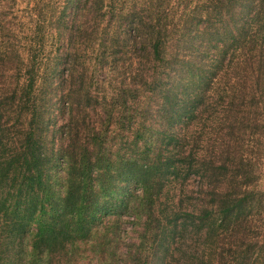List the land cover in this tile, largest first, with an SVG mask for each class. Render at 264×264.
<instances>
[{
    "label": "trees",
    "instance_id": "trees-1",
    "mask_svg": "<svg viewBox=\"0 0 264 264\" xmlns=\"http://www.w3.org/2000/svg\"><path fill=\"white\" fill-rule=\"evenodd\" d=\"M0 17V264H264V0Z\"/></svg>",
    "mask_w": 264,
    "mask_h": 264
},
{
    "label": "rangeland",
    "instance_id": "rangeland-1",
    "mask_svg": "<svg viewBox=\"0 0 264 264\" xmlns=\"http://www.w3.org/2000/svg\"><path fill=\"white\" fill-rule=\"evenodd\" d=\"M4 4L2 3L1 6ZM19 15V13H18ZM0 20L4 22L5 24L8 22V20L0 17ZM3 46L0 45V51H3ZM12 84L10 83V80L8 78V74L4 71V68L0 66V100L6 99L9 96H3L5 94H8L9 89L11 88ZM3 96V97H2ZM124 223L121 227L122 235L124 236V245H122L120 248L123 249L128 243L131 241H134L137 236V231L139 229V226L131 224L132 219L129 217H124Z\"/></svg>",
    "mask_w": 264,
    "mask_h": 264
}]
</instances>
